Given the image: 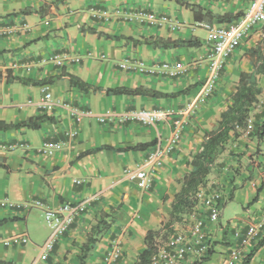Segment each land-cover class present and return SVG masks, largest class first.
I'll use <instances>...</instances> for the list:
<instances>
[{
  "label": "crops",
  "instance_id": "1",
  "mask_svg": "<svg viewBox=\"0 0 264 264\" xmlns=\"http://www.w3.org/2000/svg\"><path fill=\"white\" fill-rule=\"evenodd\" d=\"M155 1L0 0V25L15 28L11 35H0V122L18 123L40 114L41 111L33 103L40 96L43 86L47 87L53 100L90 108L94 114L105 117L104 122L89 117L76 124L64 109L56 106L47 113L58 118L55 123L44 124L36 130L18 128L0 131V163L6 168L0 170V199L18 204L11 208L0 207V220L7 219L0 224V240L12 234L24 233L29 242V245H26L27 242L10 248L0 246V260L26 264L37 256L47 231L32 220L43 212L41 207L31 205L32 200L38 199L44 207L56 209L62 202H77L96 195L97 198L74 219L39 264H79L81 245L92 234L100 212H112V224L107 231L96 236L97 240L88 251L84 264H98L110 241L118 238H122V255L115 264H134L137 254L145 247L146 233L160 229L162 222L168 219L172 200L180 190L183 175L189 170L186 161L199 149L204 134L211 130L221 113L231 104V95L240 72L254 71L260 88L256 102L249 111L253 128L249 134L240 132L237 136L230 135L204 188L219 186L224 190L229 186V201L235 202L242 211L234 218L235 224H231L230 219L221 222V211L217 222L208 227L211 238L208 255L189 257L185 264H227L232 231L243 229L264 208L262 26L254 28L226 59L213 92L200 101L194 114L188 117L181 141L152 174L150 188L141 190L124 177V168H135L148 150L126 148L150 142L159 134L166 136L170 120L144 126L136 122L107 120V115H119L139 107L185 109L199 95L209 74L210 46L206 42L207 30L204 27L208 22L195 21L188 7L175 0H164L165 14L170 17L174 28L169 24L147 25L126 18L125 15L134 8L151 10V4ZM183 1L219 14H234L243 7L240 2ZM168 7L173 10L174 21L166 11ZM96 8L107 9L111 14L106 19L101 18L95 14ZM22 24L26 28L22 29ZM88 28L135 39L149 36L170 39L196 37L200 45L195 48H154L133 44L123 37L98 35ZM63 53L68 54L71 60L58 66L54 58ZM96 58L101 62L96 63ZM200 58L202 61L196 62L197 65H188L190 61ZM178 60L185 63L186 71L176 78L169 79L157 72L148 73L138 69L141 64L156 68L163 61ZM8 74L36 81L48 77L55 79L44 85H29L7 80ZM69 75L101 88L144 85L162 92H178L188 86L190 89L187 93L166 98L108 95L104 91L84 92L78 89L70 84ZM28 100L32 104H28ZM260 127L262 135L257 133ZM72 128H77L78 134L63 149L50 155L38 150L42 142L60 140ZM17 148L20 154H17ZM227 205L224 202L222 209ZM195 211L204 213L205 208L198 203ZM190 218L186 216L181 222L172 223L170 228L174 231L187 230L189 223L185 221ZM39 227L42 237H39ZM163 232L164 229L160 234ZM248 254L246 264H264V230L259 240L251 244L244 257L235 264H244Z\"/></svg>",
  "mask_w": 264,
  "mask_h": 264
},
{
  "label": "built area",
  "instance_id": "2",
  "mask_svg": "<svg viewBox=\"0 0 264 264\" xmlns=\"http://www.w3.org/2000/svg\"><path fill=\"white\" fill-rule=\"evenodd\" d=\"M217 3L240 2L243 4L238 18L227 24L213 25L206 23V42L210 49L209 74L202 84L198 96L182 110H170L163 108H131L119 115H107V120H118L119 122H136L144 126H154L158 122L170 120L169 131L166 136L157 135L155 143L148 148L146 155L135 168H124L123 175L126 179L134 182L141 190H148L152 182V174L158 170L165 159L179 144L182 138L185 124L188 117L194 114L198 103L209 96L214 89V83L223 69L226 59L240 46L241 42L250 32L264 24V0H212ZM95 14L101 18H107L111 12L107 9L96 8ZM128 20L138 21L141 24H169L174 28L170 17L165 13H155L144 8H134L125 15ZM22 29L26 28L22 24ZM15 31L13 26L0 25V35H11ZM71 60L68 54L63 53L54 58L56 65L60 66L64 61ZM77 60V59H76ZM123 66V65H121ZM140 71L148 73H159L168 78H176L186 71L183 61H163L156 68L139 65ZM32 104L31 100L27 101ZM41 112L49 113L56 106L64 109L68 116L78 124L83 119L96 117L98 121L104 122L105 117L94 114L90 108H82L72 105L66 101L53 100L47 87H42V92L33 103ZM253 128L252 120L249 117L244 126H236L238 132L249 134ZM78 134L77 128H72L64 133L60 140H49L42 142L40 152L50 155L67 146ZM22 146L24 144H21ZM264 175V168L262 170ZM75 182L79 183L78 180ZM198 203L204 206V213L192 212L187 230L174 231L165 239L159 240L155 251L150 257L148 264H185L187 258H202L208 255L211 249V238L208 227L217 222L223 202V192L219 188H200L197 192ZM97 198L92 195L77 202H62L58 208L51 209L44 207L38 199L32 200L31 205L43 209L44 220L49 227V234L39 246L37 256L30 264H39L40 260L46 257L53 249L58 238L61 237L73 223L74 219L83 213L88 205ZM18 206L17 203L0 199V207L11 208ZM264 230V208L259 212L256 219L246 225L243 229H234L231 234L227 264H235L244 257L251 244L259 240ZM28 242V236L24 233H17L0 240L2 247H14L24 245ZM122 255V238L110 241L107 249L100 258L98 264H115Z\"/></svg>",
  "mask_w": 264,
  "mask_h": 264
},
{
  "label": "trees",
  "instance_id": "3",
  "mask_svg": "<svg viewBox=\"0 0 264 264\" xmlns=\"http://www.w3.org/2000/svg\"><path fill=\"white\" fill-rule=\"evenodd\" d=\"M175 1L185 7H188L192 12L195 21L227 24L238 18L240 15V12L234 14L231 12H224L222 14L213 13L210 9L203 8L197 4H189L183 0ZM38 11L39 10H37V12ZM262 27L264 28V24ZM88 30L92 33H97L98 35L103 34L105 37H123L127 40H131L133 44H145L154 48L168 49L178 46L198 47L200 45V41L196 37H190L187 39H170L159 36H149L135 39L130 36H112L102 32H97L93 28H88ZM6 79L16 80L29 85H44L54 80L55 77H48L36 81L20 76H9L8 74ZM69 80L71 85L84 92L104 91L108 95H140L166 98L187 93L190 89V86H188L187 88L178 92H162L144 85H139L136 87L116 86L101 88L91 85L74 75H69ZM259 92L260 88L257 86L255 72H240L237 85L231 95V104L221 113L220 119L215 122L211 130L204 134L199 149L191 156V158L186 161L189 170L183 175L180 190L175 194L172 200L168 219L162 222V227H160V229L149 230L146 233L144 238L145 247L137 254L136 262L134 264H148L151 255L156 249L158 241L165 239L169 234L174 232V230L170 228L171 224L174 222H181L186 216H191L192 212L195 211V207L198 204V190L205 187L208 180V175L215 167L216 160L221 153L224 144L228 141L230 135L237 136L240 133L236 130V126H244L246 124V121L249 118V111L254 106L256 102V95ZM57 121L58 118L50 116L45 112H41L38 115L30 116L18 123H5L1 121L0 130L6 131L18 128L36 130L40 129L44 124H51ZM257 133L258 135L263 134L261 127ZM154 143L155 139L150 142H143L133 146H128L126 149L136 150L150 148ZM0 165L3 164L0 163ZM221 205L223 206V202H221ZM112 214V212L99 213L97 222L93 226L92 234L87 239V242L81 245L79 264H84L88 251L97 240L96 236L110 228L112 224ZM6 221L7 219H1L0 224ZM185 222L188 223L189 221ZM162 229H164L165 232L160 234ZM249 255L250 254L244 258V264L248 263ZM0 264L14 263L0 260Z\"/></svg>",
  "mask_w": 264,
  "mask_h": 264
},
{
  "label": "rangeland",
  "instance_id": "4",
  "mask_svg": "<svg viewBox=\"0 0 264 264\" xmlns=\"http://www.w3.org/2000/svg\"><path fill=\"white\" fill-rule=\"evenodd\" d=\"M165 2H164V0H156L155 2H153L151 5V10L153 11V12H155V13H166L165 12V6H163V4H164ZM167 10L166 11H169V14H170V16L173 18V21H174V19H176V18H174L175 17V15H174V13H173V10H172V8H170V7H168V8H166ZM183 19H186V18H183ZM204 33V32H203ZM202 32H201V34H203ZM195 48V47H194ZM96 59H98V58H96ZM198 61H202V58H200V59H195V60H192V61H190L189 63H188V65L189 66H193V65H197V63L196 62H198ZM95 62L96 63H99V62H101V61H99V59L98 60H95ZM96 75V74H95ZM170 79V78H169ZM32 130V129H31ZM0 131H3V130H0ZM38 145V144H37ZM20 148V147H19ZM19 148H17L18 149V151H17V154H20L21 152H20V150H19ZM0 161H2V160H0ZM3 168L4 169H6L5 168V166H3V165H0V170H3ZM225 187V186H224ZM224 191H225V194H224ZM222 192H223V197H224V195H226V197H224L225 199L223 200V203L225 202L226 203V205H227V207L224 209H221V211L223 212V214L221 215V217H220V219H221V222H225L227 219H230L231 221V224H235V223H233V222H235V217L237 216V215H239L240 213H241V211H242V209H241V207L240 206H237L236 205V203L235 202H230L229 201V197H228V195H229V193H230V190H229V186H228V188L227 187H225L224 188V190H222ZM33 211H37V209H33ZM39 215H36L37 217L36 218H32V220H34L35 221V224H37L38 226H41V227H44V231L46 232L47 231V235L49 234V227L47 226V224H46V222H45V220H44V217H43V212H42V214H40V213H38ZM40 232L42 233V230H41V228L39 227V237H42V235L40 234ZM47 235H46V237H47ZM230 238V241H231V236H229ZM26 245H29V242L26 244ZM26 264H30L29 262H25Z\"/></svg>",
  "mask_w": 264,
  "mask_h": 264
}]
</instances>
